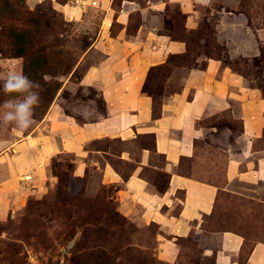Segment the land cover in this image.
Here are the masks:
<instances>
[{"label":"rangeland","instance_id":"rangeland-1","mask_svg":"<svg viewBox=\"0 0 264 264\" xmlns=\"http://www.w3.org/2000/svg\"><path fill=\"white\" fill-rule=\"evenodd\" d=\"M52 1L0 0V81L22 70L40 85L33 125L22 134L12 127L0 128V264H169L160 260L159 239H174L162 235L156 225L127 218V209L139 208L120 192L135 168L121 156L137 162L141 150H148L151 164L164 162L152 154V135L130 141L85 136L75 142V150L59 151L63 136L73 134L59 123L66 117L77 125L102 120L108 115L103 94L116 102L120 92L123 97L125 88L118 84L121 67L127 65L124 41L129 53L139 58L150 55L141 93L152 100L153 119L166 112L161 108L169 105L171 96L181 93L189 69L204 70L208 59L217 60L228 79V107L210 111L198 121L204 138L196 142V165L186 159L181 165L224 169L225 151L239 147V116L248 120L258 113L264 116V109L249 97L255 93L264 101V0H203V4L163 0L158 14L142 11L146 0ZM129 3L141 11L128 16L120 34L118 17L133 7ZM153 28L168 40L185 44L186 52L157 56L160 47L147 36ZM84 77H93L94 82L86 86ZM193 93V88L187 90L185 99L189 101ZM8 98L0 93V103ZM242 102L244 110L239 108ZM260 132L253 147L264 152V130ZM44 137L57 146L51 157L36 148L35 139ZM103 165L120 174V184L107 182ZM207 171L215 182L224 178V170ZM143 175L149 178L148 190L162 194L168 176L152 170ZM238 191L241 195L220 192L216 210L203 219L202 228L173 241L177 248L173 264H212L204 252L218 248L216 234L223 230L244 237L240 260L254 242L264 243V183ZM177 196L181 198V192Z\"/></svg>","mask_w":264,"mask_h":264},{"label":"crops","instance_id":"crops-1","mask_svg":"<svg viewBox=\"0 0 264 264\" xmlns=\"http://www.w3.org/2000/svg\"><path fill=\"white\" fill-rule=\"evenodd\" d=\"M197 2L203 4L204 1L197 0ZM129 4L133 7L128 10L124 9L118 17L121 20L120 25H122V29L118 32L120 34L129 23L127 22L128 16L137 10L139 13L141 11V8L137 9L135 3ZM56 5L58 4L56 3ZM164 5L163 0L156 2L146 0V6H143L142 11L158 14L161 13V6ZM142 14L141 21L143 20L144 23L146 18ZM65 15L69 16L70 14L66 12ZM126 22L127 24L124 25ZM156 31L157 29L153 28L147 36H149L148 40L152 36L155 39V44L160 47L157 56H162V54L180 55L186 52L185 44L170 41L162 34H157ZM139 33V29L135 31L134 39L139 37ZM122 46L125 57H127V65L121 67L122 80L118 84L125 88L123 97L120 92L118 102H116L103 94L108 115L97 122H83L81 125H77L70 117L61 118L64 120L59 124L68 126L69 131L72 130L73 134L70 137L63 136L59 151L68 152L70 147L77 146L76 141H83L85 136L94 140L108 138L130 141L138 135H152L154 138L152 154L164 159L161 165L157 166L149 162L151 152L148 150H141L140 161L137 162L132 161L130 156L128 158L121 156L124 160L133 162L135 168L128 180L123 183L124 188L120 192L124 193L126 198L139 208V211L127 209L128 212H125V215L133 221H141L142 224L156 225L161 234L166 237H172L174 240L186 238L193 232L199 231L204 223L203 219L216 210L220 192L238 196L241 195L238 189H243V186L255 188L259 182L264 183V152L253 147L261 137L260 131L264 130V116L258 113L255 119L250 118L249 120L244 114L239 116L242 121V132L238 137L239 147L237 150L229 148L225 151L227 161L224 169H221L220 166L210 168L206 164L198 163L195 169L192 166L184 169L181 165V161L184 159L190 160L191 164L196 165L195 161L198 155L196 142L204 138V130L198 125V121L208 116L210 111H223L228 107L230 98L226 94L228 79L225 77L226 74L222 70L221 63L208 59L204 70L189 69L181 93L171 96L169 105L166 103L167 105L161 108L166 112L160 118L153 119L152 100L141 93L143 74L151 66V64H147L150 55L145 54V57L139 58L137 55L129 53L127 41H124ZM111 55V51L106 53V62L110 61ZM218 72H221L220 78L213 79ZM82 82L86 86H90L94 79L93 77H84ZM192 88L194 89L193 97L188 101L185 99L186 91ZM216 90H219L220 93H208V91ZM249 97L254 100L258 109H264V101L260 100L257 94L252 93ZM238 100L242 101L243 98H238ZM242 103L239 107L240 110H244L245 107V103ZM71 120L73 121L71 122ZM35 140H37L36 148L42 155L51 157L55 153L57 146L53 145L51 138L46 140L44 137L41 140ZM102 169L108 183L120 184L122 181L120 174L114 172L108 165H103ZM148 170L161 172L168 176L167 185L162 194L158 195L148 190L149 178L141 176ZM207 170L211 172L224 170V178L220 183L215 182ZM198 172L202 175L200 176ZM221 185L223 186L221 187ZM178 192H181V198L177 196ZM176 207L179 210L174 213L173 210ZM164 208L167 210L166 212L163 211ZM216 235L219 239L218 248H207L204 252L205 257L212 258V264H264L263 242H254L245 258L240 260L246 246L244 237L232 230H223ZM173 241L163 237L161 241L159 239L160 247H162L159 251L160 260L169 264H173L177 251Z\"/></svg>","mask_w":264,"mask_h":264},{"label":"clouds","instance_id":"clouds-1","mask_svg":"<svg viewBox=\"0 0 264 264\" xmlns=\"http://www.w3.org/2000/svg\"><path fill=\"white\" fill-rule=\"evenodd\" d=\"M39 83L23 71L10 72L0 81V93L9 98L0 103V128L12 127L22 134L34 123V109L40 103Z\"/></svg>","mask_w":264,"mask_h":264},{"label":"built area","instance_id":"built-area-1","mask_svg":"<svg viewBox=\"0 0 264 264\" xmlns=\"http://www.w3.org/2000/svg\"><path fill=\"white\" fill-rule=\"evenodd\" d=\"M26 178V177H25ZM30 178V177H29Z\"/></svg>","mask_w":264,"mask_h":264}]
</instances>
